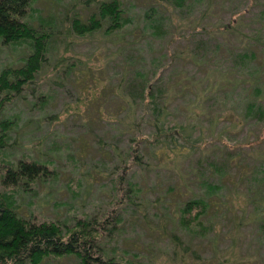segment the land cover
Listing matches in <instances>:
<instances>
[{"label": "rangeland", "instance_id": "1", "mask_svg": "<svg viewBox=\"0 0 264 264\" xmlns=\"http://www.w3.org/2000/svg\"><path fill=\"white\" fill-rule=\"evenodd\" d=\"M180 2L121 0L122 29L65 36L62 14L84 18L92 4L31 1L26 19H53L62 33L25 97L0 102V119L15 121L0 176L26 156L50 161L55 177L31 191L0 179V192L34 220L62 228L92 220L119 264H264V109H247L264 107V0ZM29 49V41L0 45V66L19 65ZM134 78L158 89L174 143L154 150L145 101L124 108ZM186 133L198 135L195 148ZM192 199L204 207L183 210ZM41 264L81 263L64 255Z\"/></svg>", "mask_w": 264, "mask_h": 264}, {"label": "trees", "instance_id": "2", "mask_svg": "<svg viewBox=\"0 0 264 264\" xmlns=\"http://www.w3.org/2000/svg\"><path fill=\"white\" fill-rule=\"evenodd\" d=\"M31 1L0 0V45L21 41H29L30 44V49L25 53L26 55L19 65L14 66L7 63L0 66V102H9L11 99L22 100L25 97L22 91L27 90L30 83L36 80L37 73L46 64L49 56L56 55L53 42H59L62 30L60 31V27L56 28L53 25L55 21L53 19L47 25L42 22L36 26L31 24L30 20L26 19ZM81 1L85 4L91 3L92 10L84 18L77 13L68 16V13L64 12L61 20L68 21L62 33L65 36L67 34L86 35L96 31L115 33V31L123 28L126 20L123 16L121 0ZM173 1L181 4L180 1L183 0ZM151 9L154 10V8ZM118 35L121 34L118 33ZM74 66L75 64L72 62L69 64L71 68ZM64 71L67 70L64 69ZM124 89L126 93L121 95L124 99V108L132 109L133 101L136 98L145 101V106L152 116L154 150L159 145L174 143L177 136L168 132L171 126L167 124L165 117L167 110L164 101L160 99L158 89L150 85L148 78L128 80ZM247 109L258 113L262 112L264 107L260 104L250 103L247 105ZM48 117L41 115L43 119ZM14 122L13 118L8 116L0 119V148L8 143L10 146L8 141L11 137L9 134L12 132ZM27 124L26 121L25 125ZM30 125L38 126L39 120H35ZM190 137L188 133L182 135L183 140L189 142V148L192 149L199 143V138L198 135L193 138ZM16 138H13V141L18 140L17 143L22 145L21 139L19 140L18 136ZM180 146V143L177 144L178 148ZM112 151L115 153L114 146H112ZM132 158L135 162L140 163L142 161L137 154L133 155ZM49 162L19 156L3 169L0 176L2 184L31 191L32 182L37 181L43 184L51 179L50 177H55V173L48 166ZM90 183L85 179L81 192L88 191L87 187ZM133 191L136 192L134 189ZM132 196L128 188V200L134 204L135 201L132 200ZM191 205L204 207V202L202 199L188 200L183 205V210H189ZM20 206L21 203H17L15 197L6 194V192H0V264H41L50 257L64 255L73 256L81 264L120 263L115 259L116 255L107 254L102 249L103 246L97 242L99 233L88 227L92 226V220L78 219L72 227L62 228L61 224L56 221L32 219L30 213L23 214ZM187 221L184 218L181 219L182 223L187 224ZM171 235L175 236L172 233Z\"/></svg>", "mask_w": 264, "mask_h": 264}]
</instances>
